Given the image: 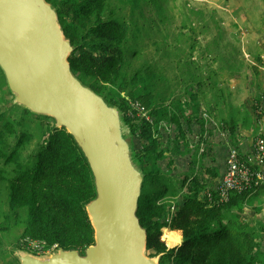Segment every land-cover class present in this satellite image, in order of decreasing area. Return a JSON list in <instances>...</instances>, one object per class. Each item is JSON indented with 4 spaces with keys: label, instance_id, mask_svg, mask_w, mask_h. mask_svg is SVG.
<instances>
[{
    "label": "trees",
    "instance_id": "16d2710c",
    "mask_svg": "<svg viewBox=\"0 0 264 264\" xmlns=\"http://www.w3.org/2000/svg\"><path fill=\"white\" fill-rule=\"evenodd\" d=\"M45 1L55 8L63 34L73 47L68 57L73 74L124 113L144 174L136 215L146 230L147 255L159 256L158 264H264L259 232L264 225L252 224L244 210L251 202L250 194L264 188L232 192L224 203L218 202L215 187L209 188L213 198L208 200L198 181L186 185L182 179L175 189L169 179L161 181L163 171L156 167L165 150L154 149L153 124L127 115L122 94L140 101L155 120L163 116L180 124L179 118L185 116L179 101L153 106L156 96L152 89L145 90L142 80L147 74L142 75L143 68L131 72L143 48L138 42L142 31L137 28L136 13L146 4L162 17L163 0ZM256 110H244L243 124L256 122ZM26 121L32 124L27 126ZM51 121L11 100L0 106V184H4L0 191V259L4 264H16L6 259V247H19L24 238L43 242L47 249H75L80 254L95 242L86 210L96 197L92 171L72 135ZM223 126L234 135L236 115ZM138 141L142 148H137ZM152 180L157 194L151 192ZM168 227L182 234L180 244L172 248L163 237L162 230Z\"/></svg>",
    "mask_w": 264,
    "mask_h": 264
},
{
    "label": "water",
    "instance_id": "95a60500",
    "mask_svg": "<svg viewBox=\"0 0 264 264\" xmlns=\"http://www.w3.org/2000/svg\"><path fill=\"white\" fill-rule=\"evenodd\" d=\"M72 50L47 1L0 0V69L13 104L52 118L72 135L96 189L86 205L93 245L83 254L56 248L46 259L23 256L20 264H158L159 256L146 253V230L136 215L144 174L124 113L73 74Z\"/></svg>",
    "mask_w": 264,
    "mask_h": 264
},
{
    "label": "rangeland",
    "instance_id": "374dc122",
    "mask_svg": "<svg viewBox=\"0 0 264 264\" xmlns=\"http://www.w3.org/2000/svg\"><path fill=\"white\" fill-rule=\"evenodd\" d=\"M163 5L162 17L146 4L136 13L137 28L142 31L138 42L143 48L133 60L131 72L143 68L142 75L147 74L142 80L145 90L152 89L156 96L153 106L189 102L188 95L197 93L202 96L197 116L203 114L221 127L236 115L234 106L248 95L257 104V124L246 127H252L254 140L264 141V0H163ZM10 100L13 104L15 95L8 91L0 69V106ZM190 104L194 107L195 102ZM121 122L119 116V137ZM169 174L163 172L161 181L174 183ZM154 185L152 180L151 192L157 194ZM3 187L0 184V191ZM244 210L252 224L264 225V195L263 200L249 202ZM162 231L167 247L172 248L167 244V232ZM259 232L264 244V230ZM26 239L19 247L7 246L6 259L20 264L23 256L46 259L58 253L56 248L47 249L34 241L28 245ZM0 264H4L2 259Z\"/></svg>",
    "mask_w": 264,
    "mask_h": 264
},
{
    "label": "crops",
    "instance_id": "0c3cea01",
    "mask_svg": "<svg viewBox=\"0 0 264 264\" xmlns=\"http://www.w3.org/2000/svg\"><path fill=\"white\" fill-rule=\"evenodd\" d=\"M200 91L202 92V89ZM188 96L190 97L189 102L194 101L195 105L193 107L188 101L184 103L181 99L185 116L182 119L179 118L180 124L174 123L172 119L168 122L163 116L162 119L156 117L153 122L152 138L156 140L157 149L154 148L155 150H165L163 157L157 160V164L164 173H170V178L175 184L174 188L178 189L179 182L186 179V185L198 181L203 186L202 191H204L207 188L215 187L221 181L226 168L228 149L231 146H235L246 159L253 158L255 143L253 129L243 124L242 114L244 109L251 112L254 105L257 104H254L248 95L246 99L243 98L242 102L234 104L235 110H238L235 111L238 128L232 135L228 129L225 130L224 126L220 127L213 119L205 118L200 113L197 116V108H199L198 104L202 103L200 101L202 96L197 93ZM201 121H203V128ZM209 122L213 124H209ZM179 130H183L184 133L180 134ZM133 140L132 137V149L135 145ZM145 143L147 144L145 141L142 144L145 145ZM137 148H142L140 141L137 142ZM194 150H196L195 160H193ZM136 160L138 167L142 169L139 157H136ZM186 185L185 187H187ZM263 195L264 190H260L250 194L248 199L261 201ZM254 202L256 204V201ZM164 231L167 232V235L170 232L175 234L179 237V241H182L180 230H170L168 227L164 228Z\"/></svg>",
    "mask_w": 264,
    "mask_h": 264
},
{
    "label": "built area",
    "instance_id": "2783aa9c",
    "mask_svg": "<svg viewBox=\"0 0 264 264\" xmlns=\"http://www.w3.org/2000/svg\"><path fill=\"white\" fill-rule=\"evenodd\" d=\"M128 105L127 115L153 124L154 119L140 101L132 100L122 94ZM264 102V101H263ZM264 188V141L261 138L255 139L254 153L252 159L243 160L237 148L231 146L226 157V168L221 181L215 186L218 202L224 203L229 200L232 192H242L250 189ZM204 194L208 200L213 198L209 188ZM43 242L26 239L28 245ZM42 247H39L41 249ZM40 251V250H38Z\"/></svg>",
    "mask_w": 264,
    "mask_h": 264
},
{
    "label": "bare ground",
    "instance_id": "6f19581e",
    "mask_svg": "<svg viewBox=\"0 0 264 264\" xmlns=\"http://www.w3.org/2000/svg\"><path fill=\"white\" fill-rule=\"evenodd\" d=\"M166 237H167V244L170 245V246H174V245H177L180 243L179 241V237H177L175 234L173 233H166Z\"/></svg>",
    "mask_w": 264,
    "mask_h": 264
}]
</instances>
